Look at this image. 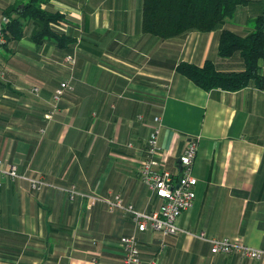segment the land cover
Returning a JSON list of instances; mask_svg holds the SVG:
<instances>
[{
  "label": "crops",
  "instance_id": "0c3cea01",
  "mask_svg": "<svg viewBox=\"0 0 264 264\" xmlns=\"http://www.w3.org/2000/svg\"><path fill=\"white\" fill-rule=\"evenodd\" d=\"M17 1L0 0V14ZM142 1L50 0L42 7L63 15L65 44L35 42L28 21L20 38L0 46V158L56 186L33 191L23 179L0 176V264H92L94 255L121 264L118 239L133 231L130 214L103 203L87 209L84 198L70 202L57 187L118 194L138 211H156L162 201L139 178L154 116L161 161L173 173L187 141L197 140L195 198L177 225L264 248V90H204L176 70L181 61L201 66L207 58L240 70L237 55H218V32H245L264 0H250L215 30L168 39L143 33ZM67 53L75 55L72 67ZM67 78L73 89L47 119L52 92ZM135 235L143 262L263 264L213 254L208 242L183 232Z\"/></svg>",
  "mask_w": 264,
  "mask_h": 264
},
{
  "label": "trees",
  "instance_id": "16d2710c",
  "mask_svg": "<svg viewBox=\"0 0 264 264\" xmlns=\"http://www.w3.org/2000/svg\"><path fill=\"white\" fill-rule=\"evenodd\" d=\"M50 0H20L7 7L2 14L9 17L3 28L6 40L21 37L26 22L35 25L31 38L40 43L52 40L65 44L64 30L56 27L63 15L50 11L42 4ZM250 0H143L142 31L160 39L183 35L190 31L210 32L231 19L237 9ZM245 32H235L223 27L218 32L217 53L220 57L238 56L240 70H222L207 58L199 66L181 61L176 70L196 86L210 90L222 88L239 90L249 84L264 90V73L260 61H264V11L251 20ZM5 44V43H4Z\"/></svg>",
  "mask_w": 264,
  "mask_h": 264
},
{
  "label": "built area",
  "instance_id": "2783aa9c",
  "mask_svg": "<svg viewBox=\"0 0 264 264\" xmlns=\"http://www.w3.org/2000/svg\"><path fill=\"white\" fill-rule=\"evenodd\" d=\"M8 22L9 17L5 14H0V46L5 43L3 28ZM58 23L56 27L64 30L65 24L62 21ZM64 62L72 67L75 64L74 53H67L64 56ZM72 89L73 86L70 83V78L61 80L57 84L51 95V110L45 114L47 119L52 117L53 112L58 107L65 93ZM31 91L38 94L40 86L35 85L31 87ZM153 121L155 125L144 140L143 159L139 165V176L141 181L148 186L151 193L162 201L158 210L154 212L135 210L131 204H124L118 194L114 195L113 198L103 199L97 195L81 193L72 184L58 186L57 188L64 191L69 200H73L76 196L85 197L87 209L92 208L96 203L104 202L109 211L120 209L124 213L130 214L133 231L129 234L119 236L118 239L122 251L121 264H141V253L135 233L136 231H145L147 228L160 232L163 238L176 235L178 232H183L190 237L208 242L212 253L232 252L264 264V248H256L240 242L231 243L228 238L210 237L205 231H187L177 225V218L184 210L192 206L195 196L193 187L197 183V178L192 174V168L196 157L197 140L189 139L184 146L177 174H173L167 169L159 168L158 133L160 118L154 116ZM0 176L10 178L11 180L23 179L28 182L30 189L33 191H40L46 187L53 186L40 177H32L18 173L14 163L6 162L1 158ZM91 263L102 264L96 258H92Z\"/></svg>",
  "mask_w": 264,
  "mask_h": 264
},
{
  "label": "rangeland",
  "instance_id": "374dc122",
  "mask_svg": "<svg viewBox=\"0 0 264 264\" xmlns=\"http://www.w3.org/2000/svg\"><path fill=\"white\" fill-rule=\"evenodd\" d=\"M243 6V5H242ZM261 62V64L262 63H264V61H260ZM259 62V63H260ZM260 64V65H261ZM260 69H261V71H262V73H264V70L262 69V67H260ZM250 85V84H249ZM248 86V85H247ZM159 145V144H158ZM183 151V150H182ZM158 160H159V168H164V169H166L165 167H164V162H162L161 161V148H160V146H159V153H158ZM179 163H180V161H179ZM168 170V169H167ZM168 171H170V170H168ZM170 172H172V171H170ZM173 173V172H172ZM173 174H177V173H173ZM139 178H140V176H139ZM141 180V179H140ZM142 182V181H141ZM143 183V182H142ZM196 185V184H195ZM66 186H68V185H66ZM147 186V185H146ZM148 187V186H147ZM195 187V186H194ZM194 187H193V189H194ZM46 188H48V187H46ZM45 189V188H44ZM77 189V188H76ZM43 190V189H42ZM42 190H40L41 192H42ZM150 190V189H149ZM62 191V190H61ZM64 192V191H63ZM151 192V191H150ZM194 192H195V190H194ZM81 193H83V192H81ZM84 194H92V195H97V196H99V197H102V196H100V195H98V194H96V193H84ZM67 195V194H66ZM120 196V195H119ZM151 196H154L152 193H151ZM77 197H81V198H84L85 199V202H86V204H87V201H86V198L85 197H83V196H76L73 200H69L68 199V197H67V199L70 201V202H74L75 200H76V198ZM103 199H110L109 197H102ZM120 198H121V196H120ZM157 198V197H156ZM194 198H195V196H194ZM121 200H122V198H121ZM122 202H123V200H122ZM193 202H194V199H193ZM100 203H103V204H105L104 202H100ZM124 203V202H123ZM106 205V204H105ZM192 205H193V203H192ZM106 207H107V205H106ZM107 209H108V207H107ZM189 209V208H188ZM115 210H117V209H115ZM115 210H113V211H115ZM136 210V209H135ZM158 210V209H157ZM187 210V209H186ZM108 211H109V209H108ZM113 211H109V212H113ZM185 211V210H184ZM183 211V212H184ZM124 213V212H123ZM126 214V213H125ZM187 231H190V230H187ZM122 235H125V234H122ZM121 236V235H120ZM226 238V237H225ZM137 239V238H136ZM229 239V238H228ZM230 240V239H229ZM231 241V243H238L239 241H234V240H230ZM96 242V240H92L91 241V243L92 244H94ZM138 242V241H137ZM241 243V242H240ZM243 244V243H242ZM246 245V244H245ZM249 246V245H248ZM139 247V246H138ZM209 250H210V248H209ZM211 252V251H210ZM212 253V252H211ZM213 254H220V253H213ZM221 254H235V255H237V256H240L239 254H236V253H232V252H229V253H221ZM240 257H242V256H240ZM92 258H96V255H94ZM92 258H91V260H92ZM243 258H246V257H243ZM247 259H250V258H247ZM253 260V259H252ZM141 264H156V259H150V260H148V261H146V262H143V260L141 259Z\"/></svg>",
  "mask_w": 264,
  "mask_h": 264
}]
</instances>
